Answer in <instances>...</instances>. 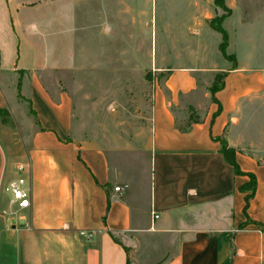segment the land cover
Here are the masks:
<instances>
[{
    "label": "crops",
    "instance_id": "0c3cea01",
    "mask_svg": "<svg viewBox=\"0 0 264 264\" xmlns=\"http://www.w3.org/2000/svg\"><path fill=\"white\" fill-rule=\"evenodd\" d=\"M63 1L75 0L58 2ZM252 1L224 0L230 13L222 27L236 11L251 9ZM213 32L218 33L210 30L208 37ZM207 45L199 40L200 47ZM233 56V67H214L215 73L225 72L217 102L208 89L205 108H194L199 120L186 130L180 127L193 107L188 105L181 120L174 107L197 92L200 74L212 69L171 68L163 89L155 91L148 146L151 227L146 228L134 227L132 193L126 179L112 173L105 153L92 142L70 139L69 94L54 96L32 74L28 96L36 129L24 170L29 206L7 212L0 193V213L8 218L0 231H9L16 264H264V124L256 116L264 109V73ZM220 139L234 150L244 175H236L225 160ZM248 173L256 188L244 210L248 192L239 188L249 181ZM162 238L174 241V251L166 250L157 261L152 255L164 253ZM138 250L149 255L139 259Z\"/></svg>",
    "mask_w": 264,
    "mask_h": 264
},
{
    "label": "rangeland",
    "instance_id": "374dc122",
    "mask_svg": "<svg viewBox=\"0 0 264 264\" xmlns=\"http://www.w3.org/2000/svg\"><path fill=\"white\" fill-rule=\"evenodd\" d=\"M58 1H0L2 205L7 212H15L9 193L1 191L10 181L27 177L26 171L16 170L26 163L36 129L28 96L30 76L36 74L54 96L60 91L69 94L70 139L92 142L105 153L110 170L126 179L133 195L134 227H151L148 146L154 93L163 89L171 68L212 69L200 74L198 91L181 98L174 107L180 120L188 105L193 110L205 108L204 93L213 76L221 73L213 72L214 67L235 65L233 59L219 52L221 36L207 34L219 27L221 17L230 10L226 7L227 13L219 8L218 0ZM263 4L264 0H253L251 9L236 11L223 25L229 35L228 54L260 73H264ZM17 9L23 17L20 26ZM202 39L206 47L199 46ZM256 116L264 124V109ZM6 216L0 213L2 230ZM0 234V264H16L9 231ZM139 243L144 247L147 241ZM160 243L164 253L152 255L157 261L165 257L166 250L174 251L170 238H162ZM147 254L139 251L137 257L142 259Z\"/></svg>",
    "mask_w": 264,
    "mask_h": 264
},
{
    "label": "trees",
    "instance_id": "16d2710c",
    "mask_svg": "<svg viewBox=\"0 0 264 264\" xmlns=\"http://www.w3.org/2000/svg\"><path fill=\"white\" fill-rule=\"evenodd\" d=\"M217 6L219 8H222L223 10L227 11V13H229V10L226 8V6L224 4V0H218ZM226 17L227 16L221 17L220 22L223 23V21ZM221 23H220L219 27L214 29L215 31H217L221 35V38H222V41L219 45V51L222 53V55L225 58L228 57L230 59L235 60L233 55H227V53H226V49L228 46V35H227L226 31L224 30V28L222 27ZM224 77H225V72H221L219 74H216L214 76V80L212 82V85L209 88V92L211 95L210 99L214 103L217 102L215 99V93L217 91H219L220 89H222ZM218 80H219V82L217 83ZM189 112H191V114L188 118V121L186 122V124L184 126L180 127V129H182V130H186L189 127L191 122H197L199 120V116L196 115V112L191 107H189ZM219 141H220V145H221V152L224 155L225 160L233 167L235 174L236 175H244V173L240 171L239 166L235 160L234 150L232 148L228 147V144L223 139L222 140L220 139ZM245 175L249 177V181L239 188V190L241 192H248V194L245 196L244 210L247 209L248 203H249L250 199L253 197V194H254L255 188H256V179H255L254 175L250 174V173L245 174Z\"/></svg>",
    "mask_w": 264,
    "mask_h": 264
},
{
    "label": "built area",
    "instance_id": "2783aa9c",
    "mask_svg": "<svg viewBox=\"0 0 264 264\" xmlns=\"http://www.w3.org/2000/svg\"><path fill=\"white\" fill-rule=\"evenodd\" d=\"M25 164H20L17 167V172H23L26 169ZM116 192L120 191V187H115ZM6 193L10 195V204L18 209H25L29 206V190L26 187V180L24 178H18L8 183L5 188ZM5 213V212H4ZM155 219L158 216H154Z\"/></svg>",
    "mask_w": 264,
    "mask_h": 264
},
{
    "label": "water",
    "instance_id": "95a60500",
    "mask_svg": "<svg viewBox=\"0 0 264 264\" xmlns=\"http://www.w3.org/2000/svg\"><path fill=\"white\" fill-rule=\"evenodd\" d=\"M15 223H16V220H12V224H13L12 227H15V226H14ZM18 223L21 224V225H24V224H25V221H24L23 219H20V220H18Z\"/></svg>",
    "mask_w": 264,
    "mask_h": 264
}]
</instances>
